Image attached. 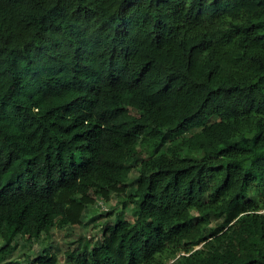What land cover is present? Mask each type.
Here are the masks:
<instances>
[{"label":"trees","instance_id":"1","mask_svg":"<svg viewBox=\"0 0 264 264\" xmlns=\"http://www.w3.org/2000/svg\"><path fill=\"white\" fill-rule=\"evenodd\" d=\"M112 195L66 264H264V0H0V264Z\"/></svg>","mask_w":264,"mask_h":264},{"label":"rangeland","instance_id":"2","mask_svg":"<svg viewBox=\"0 0 264 264\" xmlns=\"http://www.w3.org/2000/svg\"><path fill=\"white\" fill-rule=\"evenodd\" d=\"M199 131V128H192L185 135H191L194 132ZM139 172L137 168H134L129 176V182L134 181ZM121 199L117 195H112L109 201L102 198L96 200V203L90 206L83 217L81 224H71L65 227L52 228L50 234H44L40 240L33 241L32 243L27 242L25 239L18 238V248L13 252L11 259H17L25 261L28 257L35 259L45 246L51 245L52 252L57 254L59 263L66 264L65 252L75 246L76 242H86L93 244L98 240L102 239V229L106 223L112 224L115 221L116 215L121 211ZM122 216L126 219L133 220V214L131 208L122 211ZM217 222L214 221V225ZM175 249L171 247L165 248L163 251L158 252L155 255V260L159 263L170 264L173 260V254Z\"/></svg>","mask_w":264,"mask_h":264}]
</instances>
